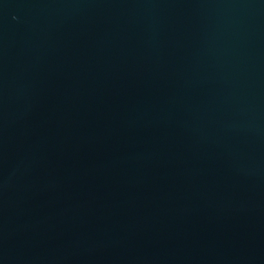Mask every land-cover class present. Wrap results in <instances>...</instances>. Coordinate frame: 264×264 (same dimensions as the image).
Here are the masks:
<instances>
[{
    "label": "water",
    "instance_id": "95a60500",
    "mask_svg": "<svg viewBox=\"0 0 264 264\" xmlns=\"http://www.w3.org/2000/svg\"><path fill=\"white\" fill-rule=\"evenodd\" d=\"M0 264H264V0H0Z\"/></svg>",
    "mask_w": 264,
    "mask_h": 264
}]
</instances>
